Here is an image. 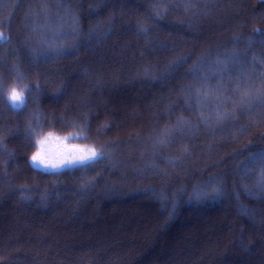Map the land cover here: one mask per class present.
<instances>
[{
  "label": "trees",
  "instance_id": "16d2710c",
  "mask_svg": "<svg viewBox=\"0 0 264 264\" xmlns=\"http://www.w3.org/2000/svg\"><path fill=\"white\" fill-rule=\"evenodd\" d=\"M256 29L264 0H0V264H264ZM49 132L102 155L33 169Z\"/></svg>",
  "mask_w": 264,
  "mask_h": 264
},
{
  "label": "snow or ice",
  "instance_id": "6c2138e0",
  "mask_svg": "<svg viewBox=\"0 0 264 264\" xmlns=\"http://www.w3.org/2000/svg\"><path fill=\"white\" fill-rule=\"evenodd\" d=\"M255 31L261 36L262 42H264V32H260L259 29H256ZM2 39H3V36H2V34H0V40H2ZM9 100L12 102L11 106L13 108H20L25 104L24 95L21 98V93L16 91V89H12L9 92ZM67 139H68V137H63V138L55 137V140H59L60 143H62V144H64V141ZM49 140H53V133H51V132H49L46 136H43L42 138L37 139L36 150L31 154V156L29 158V165L33 169H39V170H42L48 174H56V173L62 171L65 167L74 168V167H78V166H86L88 163L95 161L96 159H98L102 155L101 153H98L97 150L93 147H87L86 146L87 150H85V148H82L78 145H71L70 150L87 152V153H90V155H86L84 158L79 159V160H70L67 163L60 165V166H49L46 164L38 163L37 162V155L39 152L43 151V145L45 143H47ZM65 147L68 148L69 145H65ZM61 154L62 153H57V155H61ZM259 156H260L261 161L264 162V153H260Z\"/></svg>",
  "mask_w": 264,
  "mask_h": 264
},
{
  "label": "clouds",
  "instance_id": "9594fccd",
  "mask_svg": "<svg viewBox=\"0 0 264 264\" xmlns=\"http://www.w3.org/2000/svg\"><path fill=\"white\" fill-rule=\"evenodd\" d=\"M12 89H16V91L21 93V98L24 95V89L20 88L19 90L17 89V86L13 85ZM10 90V91H11ZM52 140H49L47 143L43 145V151L39 152L37 155V162L41 164H46L49 166H60L65 163H67L70 160H79L84 158L86 155H90V153L87 152H80V151H72L70 150V146L68 148L65 147L64 144L60 143L59 141V146L62 149L61 155H53L50 151L49 145L51 144Z\"/></svg>",
  "mask_w": 264,
  "mask_h": 264
},
{
  "label": "rangeland",
  "instance_id": "374dc122",
  "mask_svg": "<svg viewBox=\"0 0 264 264\" xmlns=\"http://www.w3.org/2000/svg\"><path fill=\"white\" fill-rule=\"evenodd\" d=\"M70 136L71 135H59V136L58 135H53V140H52L51 144L49 145L51 153L53 155H55V154H57V153L62 151V149L59 146V140H55V137H60V138L68 137V139L64 141L65 145H69V146L78 145V146H80L82 148H85V150H87V147H90V146H87V145H83V144H79V143H76V142H72L71 139H70Z\"/></svg>",
  "mask_w": 264,
  "mask_h": 264
}]
</instances>
